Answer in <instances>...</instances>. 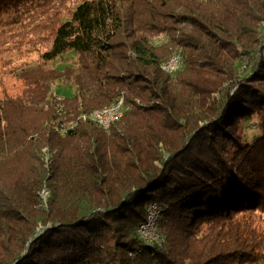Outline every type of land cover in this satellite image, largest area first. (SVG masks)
I'll return each mask as SVG.
<instances>
[{"label": "trees", "instance_id": "1", "mask_svg": "<svg viewBox=\"0 0 264 264\" xmlns=\"http://www.w3.org/2000/svg\"><path fill=\"white\" fill-rule=\"evenodd\" d=\"M13 36L44 49L0 96V264H264V0H0Z\"/></svg>", "mask_w": 264, "mask_h": 264}, {"label": "rangeland", "instance_id": "2", "mask_svg": "<svg viewBox=\"0 0 264 264\" xmlns=\"http://www.w3.org/2000/svg\"><path fill=\"white\" fill-rule=\"evenodd\" d=\"M3 19L9 21L10 16L5 15ZM31 38V36H26L24 39H21L13 36L12 38H8L7 42L5 41L2 48H0V96L2 95L1 92L3 89L8 93H17L20 91L22 84L20 80L15 78L16 71L22 67L39 63L44 44L43 42H39L34 45L29 41ZM54 93L60 97L62 95L69 96L72 90L69 88H58ZM248 132V140H251L253 135L257 136L259 134L258 129L251 126ZM41 194L42 197H45L47 191L43 190Z\"/></svg>", "mask_w": 264, "mask_h": 264}, {"label": "bare ground", "instance_id": "3", "mask_svg": "<svg viewBox=\"0 0 264 264\" xmlns=\"http://www.w3.org/2000/svg\"><path fill=\"white\" fill-rule=\"evenodd\" d=\"M173 63L176 66H180V57L178 54H174L167 62L162 64V69L167 72H175L179 67H173ZM55 97V93H54ZM56 99V100H61ZM125 109L123 98L117 101L96 108L89 112H83L78 115L81 120H89L96 123L102 129L108 130L111 124L117 120L123 114ZM75 123H68L66 126L61 127L59 132L64 134L68 128L74 127ZM160 207L156 203H151L147 208L146 220L140 225L138 232L140 237L147 243H155L160 245L163 242V237L159 233L158 222L160 218Z\"/></svg>", "mask_w": 264, "mask_h": 264}, {"label": "built area", "instance_id": "4", "mask_svg": "<svg viewBox=\"0 0 264 264\" xmlns=\"http://www.w3.org/2000/svg\"><path fill=\"white\" fill-rule=\"evenodd\" d=\"M173 67H179V66H176V63H173ZM171 73V72H170ZM55 99H60V96H58V95H56L55 94V97H54ZM125 110V109H124ZM64 133H66V132H64Z\"/></svg>", "mask_w": 264, "mask_h": 264}]
</instances>
